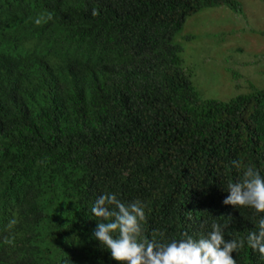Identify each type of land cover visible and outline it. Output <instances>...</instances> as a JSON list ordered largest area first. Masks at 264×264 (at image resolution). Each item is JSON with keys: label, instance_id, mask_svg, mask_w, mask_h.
I'll return each instance as SVG.
<instances>
[{"label": "trees", "instance_id": "obj_1", "mask_svg": "<svg viewBox=\"0 0 264 264\" xmlns=\"http://www.w3.org/2000/svg\"><path fill=\"white\" fill-rule=\"evenodd\" d=\"M222 5L242 12L236 0H0V264H121L94 236L104 194L139 200L162 243L214 222L226 240L258 230L264 213L223 201L233 160L264 175V88L199 98L174 41L189 15ZM232 256L264 264L247 243Z\"/></svg>", "mask_w": 264, "mask_h": 264}, {"label": "clouds", "instance_id": "obj_2", "mask_svg": "<svg viewBox=\"0 0 264 264\" xmlns=\"http://www.w3.org/2000/svg\"><path fill=\"white\" fill-rule=\"evenodd\" d=\"M92 15L98 16L99 11L94 9ZM232 165L241 175L236 182L226 185L230 195L223 203L264 213V175L254 165L239 160H233ZM91 212L99 221L95 238L121 264H237L232 253L242 250L245 243L264 260V217L258 220V230L250 232L246 241L226 240L229 224L214 222L207 236L196 239L184 233V239L162 243L155 233L151 238L145 235L147 217L139 200L126 204L115 194H104L96 199ZM15 223L10 221L8 228ZM5 243L11 241L6 239Z\"/></svg>", "mask_w": 264, "mask_h": 264}, {"label": "rangeland", "instance_id": "obj_3", "mask_svg": "<svg viewBox=\"0 0 264 264\" xmlns=\"http://www.w3.org/2000/svg\"><path fill=\"white\" fill-rule=\"evenodd\" d=\"M242 12L206 7L189 15L174 41L201 99L227 101L264 88V0H236Z\"/></svg>", "mask_w": 264, "mask_h": 264}]
</instances>
